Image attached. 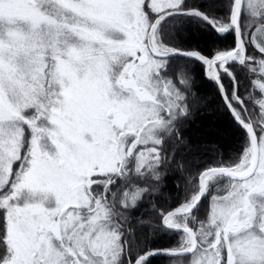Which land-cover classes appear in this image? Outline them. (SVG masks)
Wrapping results in <instances>:
<instances>
[{
  "label": "snow or ice",
  "instance_id": "obj_1",
  "mask_svg": "<svg viewBox=\"0 0 264 264\" xmlns=\"http://www.w3.org/2000/svg\"><path fill=\"white\" fill-rule=\"evenodd\" d=\"M190 18L234 45L179 42ZM193 65L244 132L227 159L180 155ZM177 171L183 199L136 215ZM155 256L264 264V0H0V264Z\"/></svg>",
  "mask_w": 264,
  "mask_h": 264
},
{
  "label": "trees",
  "instance_id": "obj_2",
  "mask_svg": "<svg viewBox=\"0 0 264 264\" xmlns=\"http://www.w3.org/2000/svg\"><path fill=\"white\" fill-rule=\"evenodd\" d=\"M189 36L193 39H188ZM176 39L189 45L194 43L202 49L227 48L234 45L235 41L233 34L221 36L211 29L209 24L197 18L183 20L177 28ZM193 67L196 69L193 72L195 87L199 95L206 98V107L200 109L199 115L193 116L181 132V136L188 141V147H185L180 155L188 157L196 164L216 158V151L227 159L240 150L244 132L220 105L212 82L203 77L198 66L193 65ZM182 186L181 173L169 172L164 177L160 193L150 197L148 203L141 207L136 215L148 220L153 215L154 206L161 210L175 206L183 199ZM146 232L148 234L142 233L141 236L138 234V240L140 238L146 240L149 247L163 248L175 243L170 235L161 234L153 237L150 234L151 229H147ZM151 264H170V262L166 257L155 256Z\"/></svg>",
  "mask_w": 264,
  "mask_h": 264
}]
</instances>
